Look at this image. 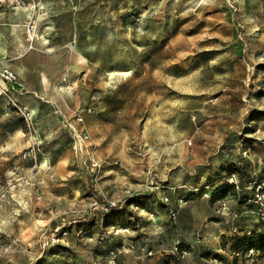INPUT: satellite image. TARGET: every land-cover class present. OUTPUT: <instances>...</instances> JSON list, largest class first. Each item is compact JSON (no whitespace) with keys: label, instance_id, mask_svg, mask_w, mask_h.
Segmentation results:
<instances>
[{"label":"rangeland","instance_id":"1","mask_svg":"<svg viewBox=\"0 0 264 264\" xmlns=\"http://www.w3.org/2000/svg\"><path fill=\"white\" fill-rule=\"evenodd\" d=\"M255 234L264 0H0V264H264Z\"/></svg>","mask_w":264,"mask_h":264},{"label":"crops","instance_id":"2","mask_svg":"<svg viewBox=\"0 0 264 264\" xmlns=\"http://www.w3.org/2000/svg\"><path fill=\"white\" fill-rule=\"evenodd\" d=\"M75 62H78L76 64L78 65H84L87 62V59L78 54V57L75 59ZM62 64H54V65H46L44 69L42 70V76H41V84L44 87V89H48L49 92H51L52 89H59L60 94L64 90L65 92H69L70 94H73L78 96V101L76 105H82L83 99H86L89 95L91 97L90 103L93 105L95 103L100 104L99 102V96L101 92L102 95H107L109 93V83H111L110 80H106V85H103L99 83L98 80H93L91 78L90 82L87 83L86 81H83V78H86L84 76L82 79H73L71 75H64L62 78L57 76L56 74H53L54 72L58 71L59 67H61ZM87 90H89V95H86ZM63 91V92H64ZM103 97V96H102ZM102 103V102H101ZM104 104L100 106L102 110L105 112L103 115H106L107 117L110 115V108L109 105L106 104V108H103ZM100 122V121H98ZM109 122V121H108ZM91 130L98 131L99 126L95 125L90 127ZM108 129V127H107ZM93 132V131H92ZM99 140V139H98Z\"/></svg>","mask_w":264,"mask_h":264},{"label":"trees","instance_id":"3","mask_svg":"<svg viewBox=\"0 0 264 264\" xmlns=\"http://www.w3.org/2000/svg\"><path fill=\"white\" fill-rule=\"evenodd\" d=\"M238 240L248 243L245 248L239 249V252L247 253L251 249L264 250V235L262 234H255L252 237L244 236Z\"/></svg>","mask_w":264,"mask_h":264},{"label":"built area","instance_id":"4","mask_svg":"<svg viewBox=\"0 0 264 264\" xmlns=\"http://www.w3.org/2000/svg\"><path fill=\"white\" fill-rule=\"evenodd\" d=\"M2 77L5 81H13L16 79V75L14 73L13 70H9V69H6L3 73H2ZM191 143V142H189Z\"/></svg>","mask_w":264,"mask_h":264}]
</instances>
